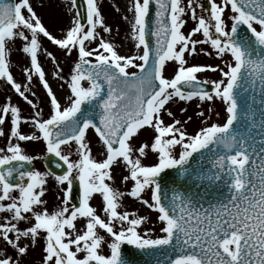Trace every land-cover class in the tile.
Here are the masks:
<instances>
[{"label":"snow or ice","instance_id":"6c2138e0","mask_svg":"<svg viewBox=\"0 0 264 264\" xmlns=\"http://www.w3.org/2000/svg\"><path fill=\"white\" fill-rule=\"evenodd\" d=\"M71 3L77 7V0ZM84 4L86 14L77 10L64 35L57 38L30 0L0 3V79L38 109L9 70V48L20 41L29 59L26 79L31 82L33 75L38 77L50 104L47 119L41 118L39 110L31 117L40 136L21 131V125L29 121L19 107L10 102L0 106V125L10 121L7 147L0 148V212L10 214V219L0 223V240L5 249L10 246L15 252L12 256L0 251V264H21L20 257L38 240L43 241L42 264H127L121 257L125 243L142 250L167 249L175 253L168 257L169 264H264V111L258 123L255 118L249 121L250 109L241 112L238 103V90L246 91L245 84L255 87L258 82L264 90V0H206L195 6L193 0L186 6L183 0H132L130 39L138 51L127 56L120 55L97 31L98 27L111 31L104 25L97 0H84ZM152 4L155 18L150 23ZM197 7L209 15L198 16ZM189 12L196 24L185 34L184 16ZM240 26L247 27L251 38H236ZM149 30L154 47L147 39ZM197 33L203 39H193ZM41 37L66 56L76 51L65 106L53 93L39 62ZM93 43L95 47L90 46ZM202 44L210 45L223 66L189 62ZM46 55L55 62L52 52ZM169 62L175 65L174 74L166 76ZM207 71H218L220 78L209 81L198 76ZM56 75L63 79L59 71ZM105 84L106 97L102 95ZM194 100L203 126L189 134L185 125L192 116L181 120L166 106ZM215 100L224 106L222 124L208 123ZM205 103L209 104L207 115L201 108ZM83 105L88 109L82 110ZM179 111L186 113L187 109ZM89 129L98 137L104 155L100 161L93 157L87 141ZM142 130H150V140H140ZM4 135L0 128V136ZM38 139L45 142L47 153L66 165L63 174L54 176L58 185L66 187L58 197L60 205L51 212L44 196L47 177L53 173L26 169L34 157L25 154L20 143ZM73 142L79 156L76 160L62 154V146ZM202 150L213 152L215 169L204 178L221 182L228 195L204 208L173 192L166 205L161 173L173 168L186 172L184 166ZM150 155L156 157L155 162L145 164ZM114 165L127 171L121 175L122 182L131 181L127 193L109 183L114 180ZM74 180L79 181L81 196L79 205L70 207ZM146 191L149 198L144 197ZM94 194L102 198L105 218L90 203ZM125 195L158 213L162 236L144 238L138 232L147 217L120 211ZM81 218L84 224L78 229L76 222ZM21 222L26 226L20 227ZM105 248L110 254L104 253Z\"/></svg>","mask_w":264,"mask_h":264},{"label":"rangeland","instance_id":"374dc122","mask_svg":"<svg viewBox=\"0 0 264 264\" xmlns=\"http://www.w3.org/2000/svg\"><path fill=\"white\" fill-rule=\"evenodd\" d=\"M205 1L206 0H193V4L195 6L197 3H205ZM30 2L37 15L41 18L42 23L45 24V26L53 35H55L57 38H60L62 35H64L65 30L70 26V21L76 12V8L72 7L71 0H30ZM187 2L188 0H183V5L186 6ZM97 3L104 18V25L111 29L110 32H104L102 28L98 27L97 31L107 41L114 44L117 52L120 55L127 56L135 54L138 50L134 48L133 41L130 39V24L133 19V14L129 11V8L132 5V0H97ZM186 11L188 10L186 9ZM196 11L198 16L204 15L207 17L209 15V13L206 11L202 12L199 7H197ZM227 15L229 14L226 13V16ZM184 19L186 20V23L182 31L187 34L195 26L196 21L191 19L190 12L184 16ZM226 22L230 23L228 20H226ZM193 39H203V37L201 34L197 33ZM41 45L42 48L38 58L41 67L45 72V78L47 79L49 86L52 88L53 93L56 95L61 105L65 106L67 103V97L70 94V89L67 85L70 80L72 68L77 59L76 51L73 50L71 55L66 56L63 50L59 49L58 46L52 44L49 40H47V38L44 37H41ZM90 46L95 47L96 45L93 43ZM201 49L206 50L207 52H213V50L210 48V45H197V54L189 61L190 63L202 65L220 64L223 66L221 60L215 56L214 52L212 55H206L205 51H201ZM47 52L53 53V55L56 57L55 62H53L52 59L46 55ZM57 65H59V68H57ZM26 67H29V59L26 54L22 52V43L20 41H16L15 43H12L9 48V70L12 73L14 80L22 85V90H25V94L38 105V109L34 110L30 105H28L26 101H24V99L20 97L15 92V90L12 89L11 85L8 84L4 79H0V106L10 102L12 105L19 107L21 110V115L29 121L28 123L21 125V131L24 134L40 136L41 134L39 131L31 124V117L36 110H39L42 119L48 118L50 112L49 98L47 96L46 90L43 88L37 76L33 75L31 82L26 79L27 73L24 71ZM174 67V63L169 62V64L166 65L165 75H173ZM129 70L138 71L136 69ZM58 71L63 76V79H60L56 75ZM198 76L209 81L220 78L218 71H207L199 73ZM82 83L87 86L86 82ZM210 106L212 109V119L208 121V123L214 122L222 124L226 118L223 104L220 101L215 100ZM166 107H170L176 117L181 120H183L186 116H192V120L185 125V128L189 134H193L194 132L198 131L201 126H203L202 119L197 115L198 111L200 110L197 108V101L194 100L188 103L170 102V104ZM181 107H185L187 112L181 113L179 111ZM208 107V103L201 105V108L205 110L206 115L208 114L206 111ZM165 122H170V118L165 117ZM5 123L7 124L5 125ZM5 123L0 125V128H3L5 133L4 136H0V148L4 149H6L8 143L7 136L10 130V121L6 120ZM32 128H34V130ZM86 138L89 142V146L92 149L93 157L97 161L102 160L104 155L100 149L98 137L96 136L93 129L88 130ZM150 138V130L148 132L143 130L141 131L140 140H150ZM20 143L25 151V154L34 157L32 161V169L41 172H50L44 164V157L46 156L47 151L45 142L42 139L24 141ZM62 154H70L71 160H76L79 158L74 142L62 146ZM155 159L156 157L154 155H150L144 159V163L152 164L155 162ZM126 174V169L120 165H114V180L109 183H111L114 188H118L120 191L127 193L131 187V181L124 183L121 180V175ZM54 176L55 175H49L47 177V184L45 185L46 192L44 199L47 201L46 206L50 212L57 209V207L60 205L58 197L61 195V189L66 187V185H58ZM13 195H17V193H13ZM144 197L149 198L147 191L144 194ZM90 203L97 209V213L100 214L102 218H105L104 213L102 212V198L99 196V194H94ZM120 204V211H127L129 213H135L136 216L147 217V221L137 229L144 238H157L163 235V233L159 231L161 223L157 220L158 213L148 209L139 201L127 195L122 198ZM71 205L72 203L70 202L69 206L71 207ZM8 219H10V214L0 212V223L7 222ZM76 223L77 228L80 229L84 224V220L82 218L78 219ZM19 226L25 227L26 224L25 222H21ZM116 227L119 229V224H117ZM23 243L27 244L28 241L23 240ZM42 243L43 241L38 240L37 242L30 244L27 254L23 257H20L21 264H42ZM4 250L7 251L8 255L15 256L14 250H12L10 246L5 249V242L0 240V251ZM104 253L110 254L107 248L104 249Z\"/></svg>","mask_w":264,"mask_h":264},{"label":"water","instance_id":"95a60500","mask_svg":"<svg viewBox=\"0 0 264 264\" xmlns=\"http://www.w3.org/2000/svg\"><path fill=\"white\" fill-rule=\"evenodd\" d=\"M0 3H15V0H0ZM77 10L82 14H86V7L84 0H77ZM155 18V5L150 6V18L149 22L154 21ZM86 23V20L84 21ZM147 39L151 42L154 47L155 38L150 34ZM237 39H249L251 38V33L246 26H240L238 29ZM247 79V78H245ZM210 89L211 85H207ZM245 90H238L239 95V106L240 111L243 112L245 108L250 109V114L248 120L251 121L253 118L256 119L257 123L260 121V111H264L261 107V100L264 99V90L261 89L259 83L255 87H250L245 84ZM102 95L106 97L107 95V85L104 86V91ZM88 106L83 105L82 110H87ZM99 110L97 109V112ZM99 116H96V121L98 122ZM237 129L240 125H236ZM213 152L209 150H202L200 153H194L193 157L190 158L189 164L185 165L184 169H166L161 173L160 182L162 188L167 194L164 197V202L166 205L170 204V197L173 192L182 193L186 198H191L193 203L197 204L198 207L202 206L204 208L209 207L211 203H216L218 200L224 199L228 195L227 188L221 182H209L204 177L206 175H211L215 169L212 167L213 163ZM60 165L59 167L57 165ZM45 166L48 170L56 175L63 174L66 170V165H64L59 158L55 157L53 154H47L45 157ZM32 165L26 164L25 168L31 170ZM190 174V175H189ZM81 196V191L79 187V181L74 180L72 192H71V202L75 205H79V200ZM175 253L168 251L167 249H138L134 245H128L127 243L121 246V257L127 264H169L168 257L174 256Z\"/></svg>","mask_w":264,"mask_h":264},{"label":"bare ground","instance_id":"6f19581e","mask_svg":"<svg viewBox=\"0 0 264 264\" xmlns=\"http://www.w3.org/2000/svg\"><path fill=\"white\" fill-rule=\"evenodd\" d=\"M34 130V128H32Z\"/></svg>","mask_w":264,"mask_h":264},{"label":"flooded vegetation","instance_id":"af4514ba","mask_svg":"<svg viewBox=\"0 0 264 264\" xmlns=\"http://www.w3.org/2000/svg\"><path fill=\"white\" fill-rule=\"evenodd\" d=\"M7 123H5V125H6Z\"/></svg>","mask_w":264,"mask_h":264}]
</instances>
